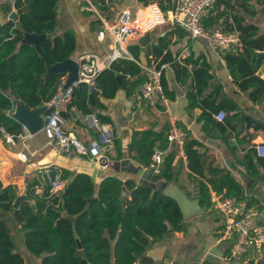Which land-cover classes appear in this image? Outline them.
Wrapping results in <instances>:
<instances>
[{
    "label": "trees",
    "instance_id": "16d2710c",
    "mask_svg": "<svg viewBox=\"0 0 264 264\" xmlns=\"http://www.w3.org/2000/svg\"><path fill=\"white\" fill-rule=\"evenodd\" d=\"M60 1L0 0V14L3 17H9L14 9L18 14L17 19H8L0 24V128L3 127L15 137L23 132L24 126L13 117V97L32 109L45 105L68 73L61 71L47 77L48 66L62 62L77 52L75 31L67 29L60 32L58 29ZM91 1L105 20H109V15L105 12L115 0ZM138 1L142 7L157 2L165 12L172 10L177 2ZM87 4L89 5L88 2ZM258 5L261 6L260 10ZM259 13L264 14V0H216L206 13L203 26L208 31L221 29L238 34L241 46L221 53L238 88L246 92L254 104L264 107V78L258 74L256 55L258 51L264 50V33L259 25L247 22L249 17H257ZM86 14L90 16L94 11H86ZM91 28L97 33L101 31L102 18L92 20ZM26 33L46 34L40 51L34 44L26 41ZM173 33L181 36L187 34L184 29L176 26L174 30L159 37L156 43L130 45L134 59L116 60L97 76L95 88L101 91V95L94 93L86 83L74 86L67 106L68 115H72L74 109L82 115H94L98 108L105 107L101 98H115L122 87L128 97L134 96L145 81V77L140 75L142 68L137 62L141 58V52L144 51L147 55L148 64L154 61L157 67H161L168 57L172 58L167 38ZM160 56H163L162 61L158 60ZM186 61L194 65L192 74L187 63L182 65L176 59L172 63L177 78L182 83L193 75L196 85L190 86L188 97L189 107L194 108L199 105L196 96L209 86L211 66L205 58L200 60L190 56ZM132 77L137 78L132 81ZM162 79L164 96L173 98L164 74ZM215 90L219 91V87ZM211 97L212 93L202 100L203 109L199 120H204V129L211 130L216 125L222 129L227 125L232 126L240 114L238 104L233 100L216 103L210 101ZM224 107L228 114L223 122H217L214 114ZM62 114L66 113L62 111ZM96 116L102 122L112 121L109 116L100 113H96ZM245 122L243 118L240 134L253 125L264 130V122L260 120L250 119L247 126ZM168 131L169 126L161 131L147 129L134 131L132 134L129 150L137 152L138 160L148 170V179H152V174H155L149 168L155 148L168 149ZM184 133V155L190 170L189 177L196 181L195 198H199L201 206L205 210L212 208L211 191H214L225 197L246 200L253 207L256 201L247 191L254 188L257 181L264 180V156H258L253 148L244 155L242 164L253 181L249 186L239 182L227 168L211 166V174L208 175L205 154L197 148L202 143L190 137L189 131L184 130ZM91 134L97 137V133L91 131ZM115 145L119 150L117 137L114 139ZM231 149L234 153V147ZM176 154V149H170L164 157L159 173L164 184L179 181L178 169L174 165ZM121 155L119 151L118 157ZM61 171L67 182L60 197L50 199V186H45L42 193H36L34 187L41 184V181L35 180L27 191L31 200L22 202L17 209L13 207L19 195L17 188L12 184L4 185L0 178V264H26L13 235V225L23 233L27 252L41 258V264H82L83 258L89 264H137L153 243L164 239L171 232L185 229V221L177 201L150 185L138 183L134 179L124 181L115 175H109L96 184L87 172H72L63 168ZM180 186L187 189L183 184ZM257 207L264 208L261 205ZM75 234L80 238L82 249L78 247Z\"/></svg>",
    "mask_w": 264,
    "mask_h": 264
},
{
    "label": "crops",
    "instance_id": "0c3cea01",
    "mask_svg": "<svg viewBox=\"0 0 264 264\" xmlns=\"http://www.w3.org/2000/svg\"><path fill=\"white\" fill-rule=\"evenodd\" d=\"M87 2L89 3L88 0H61L59 5V31L73 29L77 36L78 48L72 56L74 58L87 53H102L104 51L102 42L98 40L99 32L97 33L91 28V21L100 16L105 20L104 15L94 4L89 3L88 5ZM257 7L260 10L261 6ZM142 8L138 0H115L110 5V9L105 12L110 18L106 21L115 26L122 10L130 9L135 12ZM14 11L16 10L14 9ZM86 11H94V14L89 16ZM247 22L259 25L264 33V14L259 13L257 17H249ZM175 27L170 21L158 26L151 31L148 43H156L159 37L174 30ZM139 38L132 39L128 43V49L130 45L139 43ZM167 40L170 41L169 52L172 58L168 57L162 67L167 88L172 92L173 98L164 96V92L149 99L144 98L141 92L142 85L132 97H128L122 87L115 98H101L105 107L98 108L94 115L100 113L111 118V122L105 123L113 126L120 146L119 150L116 145L109 150H103L101 157L108 156V164L103 163L100 159H90L78 152L62 153L54 143L46 138L43 131L31 134L24 127L23 132L14 138V144L6 142L0 133V178L4 185H15L19 195L27 194V191L31 189L30 184L35 180H40L37 170L44 164L56 165L72 172H87L96 184L109 175L118 176L124 181L134 179L140 183V177L136 174L138 169L132 165H141L144 169L143 175L148 170L138 160L137 152L129 150L133 132L147 129L161 131L169 126L167 135L173 128H179L183 133L184 130L189 131L190 137L202 143L197 148L199 152L205 154L208 175L211 174L209 172L211 166L227 168L239 182L249 186L253 181L248 176L242 159L249 149H254L256 143L264 140V130L255 128L253 125L249 126L243 134L239 132L244 124L243 118L246 121V126L250 119L264 122V107L254 104L247 93L238 88L229 72L223 53L212 50L204 39L193 40L188 34L181 36L178 33H173L168 35ZM261 51L264 53V50ZM164 55H166V51ZM131 56L130 59H134L132 53ZM190 56L193 59L200 58V60L205 58L211 66L210 73L212 74L209 86L201 94H196L199 105L194 108L189 107L190 99L188 97L190 86L196 85L193 75L189 76L185 83H182L177 78L172 63L173 59L178 60L182 65L187 63L188 70L192 74L194 65L186 61ZM158 60L162 61L163 56L158 57ZM137 62L142 68L140 75L146 79L143 66L148 64V58L144 51L141 52V58ZM258 74L264 78V56L259 64ZM136 78L132 77L131 80ZM216 87H219V91L215 90ZM211 93L210 101L225 103V101L233 100L238 104L240 114L232 126L227 125L222 129L216 125L211 130L204 129V120H199L203 109L202 100ZM97 95H101V91ZM69 102L62 107V111L66 113L62 114L64 120L62 125L66 132H72L80 141L88 143L90 139L96 138L91 134V131L96 133V130L86 120L87 116L82 115L78 110L74 109L73 114L68 115ZM221 110H224L226 115L228 114L226 107ZM214 119L220 122L215 117ZM231 147H234V153H232ZM170 149H175V147L168 141L166 154ZM119 151L122 153L120 158L118 157ZM20 155H24L26 160H22ZM185 158L186 156L176 154L174 165L179 173V181L176 183L179 186L183 184L187 188L183 190L190 198L194 199L196 181L189 177L190 170ZM127 159L131 164L126 162ZM117 160L121 162L120 168L118 166L119 171H116L111 165L113 161ZM195 177L198 178L196 175ZM247 192L254 197L256 201L254 206L264 207V180L257 181L254 188L248 189ZM211 193L213 196L215 192L211 191ZM261 210L264 214V208ZM184 221L185 229L183 231L169 233L164 239L153 243L147 250L145 255L150 256L154 260V264H259L260 261H263L262 264H264V255L261 258H254L255 260L250 259L247 263L237 262L230 258L232 240L222 236L223 220L212 208L204 209L203 213L184 219ZM262 222L264 224V219ZM17 234L18 236L13 233L17 239L18 247L25 257L26 264H41V258L27 252L23 243V233L18 232Z\"/></svg>",
    "mask_w": 264,
    "mask_h": 264
},
{
    "label": "built area",
    "instance_id": "2783aa9c",
    "mask_svg": "<svg viewBox=\"0 0 264 264\" xmlns=\"http://www.w3.org/2000/svg\"><path fill=\"white\" fill-rule=\"evenodd\" d=\"M88 1L93 5L91 0ZM215 2L216 0H177L175 7L168 12H165L158 3L152 2L135 12L130 9L122 10L115 26L100 16L103 20V29L98 33V40L102 42L104 51L87 53L76 58L78 80L72 85L65 87L69 73L62 78L56 93L46 103L48 111L44 116L45 124L42 129L46 138L54 143L62 153L78 152L94 160L100 159L103 150L113 147L116 137L113 126L100 121L95 115L92 117L87 115L85 118L96 130V138L83 143L76 136L71 137L73 133L66 132L62 125L64 122L62 107L71 100L74 86L86 83L91 89L95 88L96 78L102 71L109 68L116 60L132 57L128 49V43L132 39L143 36L167 21L184 29L193 40L204 39L214 51L221 53L236 46L240 47L241 42L237 33L225 32L221 29L208 31L204 28L200 19ZM186 52L188 55V48ZM143 70L146 79L141 87L142 96L149 99L156 94H163V67H157L156 62L153 61L144 65ZM214 117L223 122L226 112L220 110ZM0 133L6 142L15 143V136L3 127L0 128ZM167 139L174 145L177 154L185 157L184 133L179 128H173L168 133ZM254 149L258 156H264V140L256 143ZM165 155V150L155 148L149 164V168L155 174L160 173ZM20 158L26 160L24 155H20ZM37 174L41 184L36 186V193H42L45 186H50V199L60 197L67 182L62 177L61 168L52 164H44L38 168ZM212 199V209L223 220L222 236L232 240L230 258L242 263H247L250 259L261 258L264 255L263 211L256 206L250 207L248 201L238 200L236 197H225L214 193Z\"/></svg>",
    "mask_w": 264,
    "mask_h": 264
},
{
    "label": "water",
    "instance_id": "95a60500",
    "mask_svg": "<svg viewBox=\"0 0 264 264\" xmlns=\"http://www.w3.org/2000/svg\"><path fill=\"white\" fill-rule=\"evenodd\" d=\"M18 14L16 11H12L9 15V19H17ZM205 19V15L201 17V22L203 23ZM2 22L0 21V24ZM151 32L145 33L143 36L139 38V43L143 46H145L148 41L150 40ZM46 37V34H36V33H26L25 39L27 42H30L36 46V48L40 51L41 50V42ZM257 55V63L260 64L262 61V58L264 56V53L262 51H258L256 53ZM61 71H67L69 73L67 77V81L65 84V87H68L72 85L76 80H78V62L76 58L70 57L62 62L49 65L48 66V73L47 77H50L52 74L56 72ZM119 82L121 83V79H119ZM92 91L94 93H99L100 91L96 88H93ZM14 101V108H13V117H15L20 123L23 124V126L31 133L35 134L40 131H42L45 120L44 116L48 111V105L45 104L43 106L37 107V108H29L24 103H22L20 100H18L17 97H13ZM92 117L93 115H89ZM103 163L108 164L109 158L108 156H102L100 158ZM127 163H130V160H126ZM112 167L115 168L116 171H119L121 162L120 161H113L111 163ZM119 166V168H118ZM134 168L138 169L136 174L140 177V183H145L147 185H150L151 187L158 189V191L163 192L165 195L172 197L175 199L182 211L183 218L189 219L190 217L194 215H198L200 213L204 212V208L201 206L199 198H190L187 193L177 184V183H169L164 184L163 181L159 178V174H152V179H148V171L145 172L143 175L144 169L141 165L135 164L132 165ZM158 180H155L157 179ZM31 197L27 194H21L18 195L15 199V202L13 204L14 208H19L22 202L24 201H30ZM75 237L77 239L78 247L79 249H82V243L80 241V238L78 234H75ZM139 264H154V260L148 256L144 255L138 260ZM82 264H89V262L83 258Z\"/></svg>",
    "mask_w": 264,
    "mask_h": 264
},
{
    "label": "rangeland",
    "instance_id": "374dc122",
    "mask_svg": "<svg viewBox=\"0 0 264 264\" xmlns=\"http://www.w3.org/2000/svg\"><path fill=\"white\" fill-rule=\"evenodd\" d=\"M151 3H152V2H151ZM156 3H157V2H156ZM260 9H261V7H260ZM8 19H9V17H3V16L0 14V21H1V22H4V21H6V20H8ZM156 28H157V27H156ZM156 28H155V29H156ZM155 29H154V30H155ZM152 31H153V30H152ZM150 32H151V31H150ZM37 185H39V184H37ZM37 185H36V186H37ZM36 186L34 187L35 190H36ZM18 232H20L19 228H18L17 226H14V225H13V233H14L16 236H18V234H17ZM263 252H264V251H263Z\"/></svg>",
    "mask_w": 264,
    "mask_h": 264
},
{
    "label": "bare ground",
    "instance_id": "6f19581e",
    "mask_svg": "<svg viewBox=\"0 0 264 264\" xmlns=\"http://www.w3.org/2000/svg\"><path fill=\"white\" fill-rule=\"evenodd\" d=\"M71 137H74V135H73V134H71Z\"/></svg>",
    "mask_w": 264,
    "mask_h": 264
}]
</instances>
